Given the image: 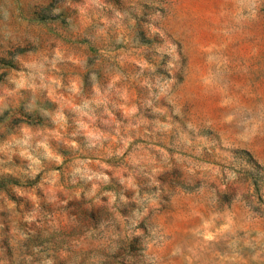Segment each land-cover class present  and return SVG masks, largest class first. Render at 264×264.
I'll list each match as a JSON object with an SVG mask.
<instances>
[{"label":"clouds","instance_id":"9594fccd","mask_svg":"<svg viewBox=\"0 0 264 264\" xmlns=\"http://www.w3.org/2000/svg\"><path fill=\"white\" fill-rule=\"evenodd\" d=\"M262 149L264 0H0V264H264Z\"/></svg>","mask_w":264,"mask_h":264},{"label":"rangeland","instance_id":"374dc122","mask_svg":"<svg viewBox=\"0 0 264 264\" xmlns=\"http://www.w3.org/2000/svg\"><path fill=\"white\" fill-rule=\"evenodd\" d=\"M202 2V0H191V3L193 4V6L197 5V4H200ZM202 37L206 40H210L212 39V37L210 36L209 33L207 32H202ZM264 150V149H262ZM4 185L3 184H0V188H3Z\"/></svg>","mask_w":264,"mask_h":264}]
</instances>
